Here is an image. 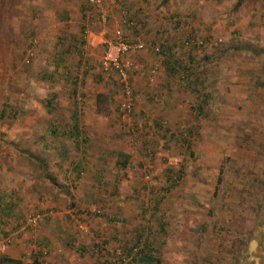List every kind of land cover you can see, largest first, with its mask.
Masks as SVG:
<instances>
[{"label":"rangeland","instance_id":"obj_1","mask_svg":"<svg viewBox=\"0 0 264 264\" xmlns=\"http://www.w3.org/2000/svg\"><path fill=\"white\" fill-rule=\"evenodd\" d=\"M241 1L102 0L90 8L105 13L101 23L85 18L87 0H0V257L129 264L145 242L160 264H244L264 206V0ZM126 12L134 32L121 25ZM117 32L144 45L129 56L128 117L117 81L98 67L103 37ZM192 36L205 41L190 50L198 93L172 83L154 54L159 45L182 65ZM73 110L86 139L77 147L64 136Z\"/></svg>","mask_w":264,"mask_h":264},{"label":"trees","instance_id":"obj_2","mask_svg":"<svg viewBox=\"0 0 264 264\" xmlns=\"http://www.w3.org/2000/svg\"><path fill=\"white\" fill-rule=\"evenodd\" d=\"M236 2H237V4L235 5V7L238 6V4H240L242 1L236 0ZM164 3H166V1H163V4ZM82 8L85 11L86 8H88V7L87 6L85 7L83 5ZM84 11H83V14H84ZM126 15H128L127 12H126ZM121 17L124 20V24L123 23L121 24L122 27L130 30V32L136 31V27H137L136 23L132 18L129 17V15L127 17L121 15ZM0 20H2V19L0 18ZM4 20H6V18ZM106 20H107V18H106ZM2 25H4L3 22H2ZM0 26H1V23H0ZM140 26L142 27V23H140ZM84 34H85V31L81 29L80 39L78 38L77 40H75V49L78 50V48L84 43V41H83L85 39ZM122 37H123L124 41L129 43V44H132L135 41H139L138 39L128 41L124 36H122ZM204 42L205 41H203V40L199 41L197 37L192 36V39L185 41L184 46H186L188 48L187 51H190V50L195 49V48L198 50V49L203 48ZM153 44L154 43L150 42V46H153ZM249 50H250V48H249ZM235 51L240 52V50H238V49H235ZM190 53H191V51L189 52V54H186V61L182 65H181L180 60L174 59L170 54L168 56H165V50L159 45H158L157 51L154 54L159 55L162 58L161 64H163L165 66L164 70H165L166 77L172 79V83H176V85L181 87L183 90H187V91L192 92V93H198L197 88L199 87L202 90L204 88L203 87L204 82H203L202 78L200 77V72L196 73V71L198 69L196 70L195 66H197L199 64V63L197 64L198 59H196L195 55H191ZM129 82H130V79H129ZM255 82L256 83H254V88L261 86L257 80ZM118 86L120 89V93L122 94L123 93L122 87L120 86L119 83H118ZM130 88H131L130 106L132 108V102L134 100L135 94H134V91L132 89L131 82H130ZM99 98H100V96L97 95L96 100H98ZM202 98H203V104L206 105L207 101L209 100V95L202 93ZM124 102H125V98H124ZM49 104H50V101H49ZM126 112L127 113H125V111L123 112L122 110H120V115L121 116L125 115L126 117L131 115V110L126 111ZM4 116H5L4 113L2 111H0V118L2 119V118H4ZM70 120H71V124H70L69 130L67 133L64 134V136L72 139L75 147H77V145H79V144H81V145L85 144V142H86L85 138L82 141H79V135H80L79 128H78L79 119H78L77 112L75 110H73ZM58 130L59 129L57 127H53L52 129H50V131L53 135H55V133L58 134ZM25 155L27 156L25 159L28 161V163L31 164L32 170L33 171L38 170L39 175L47 183H50V185H54V179L50 178V175L47 172V167L43 163V160L40 157L31 156L30 154H27L26 152H25ZM63 157H64V159H63V163H64V162H66V158H65V156H63ZM125 161H126V159H124L121 164L118 163L120 168H122ZM69 164L72 165L71 162ZM82 167H83V163L81 160L73 164V172H74V176L76 178H78V175L81 172ZM178 182H180V177H177L175 181H172L173 186L175 184H177ZM63 191H65V193L68 192L67 188H64V187H63ZM263 200H264V196H263ZM4 206H3V208H11V207H7L8 205L7 206L4 205ZM263 207H264L263 203L262 204L258 203V205L256 206V209L254 212V227H253L252 231H250V233L248 234L250 236L249 237L247 236V238L249 240L251 237L252 240H255V242L257 243L256 253L259 256V259H260L259 263L260 264H264V252L262 249V247L264 245V224L262 223V221L264 220V216H261V214H260V211L263 209ZM38 246L44 247L40 243H38ZM154 252L155 251L150 248V245L148 243L144 242V244L141 245V249L138 252L139 254L137 253L138 255L136 254L131 259L132 262L129 264H160L158 257L153 256ZM128 253L129 252H127V250L125 249L123 252H121V256L123 258L128 257ZM0 264H21V263L18 260L10 259V258L3 256V257H0Z\"/></svg>","mask_w":264,"mask_h":264},{"label":"built area","instance_id":"obj_3","mask_svg":"<svg viewBox=\"0 0 264 264\" xmlns=\"http://www.w3.org/2000/svg\"><path fill=\"white\" fill-rule=\"evenodd\" d=\"M101 6L102 0H87L88 10L85 14V18L89 21H92L94 18H96V22L104 23L107 18L105 13H93L90 9H100ZM121 20V23L124 24V20ZM122 36L123 35H120L117 32L113 39H106L103 37L100 46L102 49L98 59V67L103 73L112 75L122 87V94L124 95L125 102L122 104L120 110L127 113L126 111L131 110V88L129 76L132 72V64L129 56L142 51L144 49V45L140 41H135L134 43L129 44L124 41ZM122 117L126 116L123 115ZM38 218V215H33L27 220V222L30 225H34L38 221Z\"/></svg>","mask_w":264,"mask_h":264},{"label":"water","instance_id":"obj_4","mask_svg":"<svg viewBox=\"0 0 264 264\" xmlns=\"http://www.w3.org/2000/svg\"><path fill=\"white\" fill-rule=\"evenodd\" d=\"M247 249H248V251H247ZM256 249H257V243L255 242V240H252V241H250V243L248 245H245V247H244L245 251L244 252L248 253L249 258L247 257V259L243 260L244 264H247V261L252 262V264H260L259 263V261H260L259 257H256V254H257ZM241 251H240V258H242V252ZM263 251H264V245H263ZM240 262L238 264H240Z\"/></svg>","mask_w":264,"mask_h":264},{"label":"crops","instance_id":"obj_5","mask_svg":"<svg viewBox=\"0 0 264 264\" xmlns=\"http://www.w3.org/2000/svg\"><path fill=\"white\" fill-rule=\"evenodd\" d=\"M99 47H100V46H99ZM73 50H74V49H73ZM130 82H131V84H132V79H131ZM166 110H167V109H166ZM167 111H168V110H167ZM159 114H160V113H157L156 116H160ZM162 114H163V113H162ZM13 196H14V194H13ZM3 206H4V204H3ZM39 240H41V242H42V243H41V242L39 241V243L42 244L44 247H47V246H48V245L46 244V242L43 241V239H39ZM251 241H252V240H251ZM249 243H250V241L248 242V244H249ZM248 244H247V245H248ZM247 251H248V249H247ZM245 253H246V252H245ZM246 257H248V254H246ZM248 258H249V257H248ZM247 264H252V262L247 261Z\"/></svg>","mask_w":264,"mask_h":264},{"label":"flooded vegetation","instance_id":"obj_6","mask_svg":"<svg viewBox=\"0 0 264 264\" xmlns=\"http://www.w3.org/2000/svg\"><path fill=\"white\" fill-rule=\"evenodd\" d=\"M246 254H248V253L246 252ZM248 257H249V255H248Z\"/></svg>","mask_w":264,"mask_h":264}]
</instances>
